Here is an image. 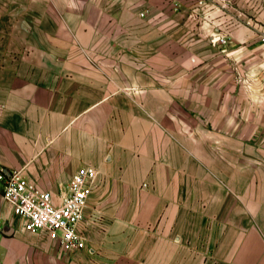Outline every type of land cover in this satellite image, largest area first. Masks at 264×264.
Here are the masks:
<instances>
[{
    "label": "crops",
    "instance_id": "obj_1",
    "mask_svg": "<svg viewBox=\"0 0 264 264\" xmlns=\"http://www.w3.org/2000/svg\"><path fill=\"white\" fill-rule=\"evenodd\" d=\"M262 30L264 0H0V172L59 203L98 170L77 251L0 180V264H264Z\"/></svg>",
    "mask_w": 264,
    "mask_h": 264
},
{
    "label": "built area",
    "instance_id": "obj_2",
    "mask_svg": "<svg viewBox=\"0 0 264 264\" xmlns=\"http://www.w3.org/2000/svg\"><path fill=\"white\" fill-rule=\"evenodd\" d=\"M145 17L146 13L142 12ZM251 24V21H247ZM211 40L220 45L230 42L228 35H212ZM264 45V30L258 34ZM264 83V65L261 72ZM98 170L93 166H82L73 174L67 192L56 203L52 192L42 190L37 183L25 175L23 169L15 168L8 175L0 172L4 182L3 200L9 204L15 216L24 219V228L30 232L44 231L49 239L57 241L65 251H77L86 247L85 237L79 225L85 218L86 207L96 185ZM5 223L0 217V240Z\"/></svg>",
    "mask_w": 264,
    "mask_h": 264
}]
</instances>
